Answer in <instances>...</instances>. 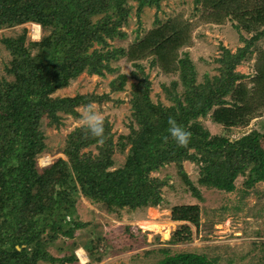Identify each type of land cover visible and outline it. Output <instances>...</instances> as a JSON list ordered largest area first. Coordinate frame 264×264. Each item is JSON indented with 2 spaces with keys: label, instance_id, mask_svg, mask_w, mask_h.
<instances>
[{
  "label": "trees",
  "instance_id": "1",
  "mask_svg": "<svg viewBox=\"0 0 264 264\" xmlns=\"http://www.w3.org/2000/svg\"><path fill=\"white\" fill-rule=\"evenodd\" d=\"M139 17L143 7L158 8L162 0H0V29L25 23L39 24L49 30L38 41H26V30L1 42L12 59L8 81L0 78V264L76 263L78 246L75 230L88 223L75 218L78 196L96 203L106 212L120 209L159 206L167 177L150 174L173 164L191 195L201 199L200 188L233 192L237 177H244L243 196L264 181V125L230 140L226 133L248 125L264 113V48L256 42L264 38V0H192L204 23L229 21L240 35L241 46L230 51L219 45L217 75L196 81L194 64L186 51L192 22L177 15L155 27L126 48L112 47L110 41L122 40L123 27L132 5ZM254 55L253 74L236 67ZM125 57L133 70L118 73L110 80L108 93L52 96L81 73L104 77L116 72L111 62ZM163 74H175L176 80L162 84L168 105L153 102L149 96L151 80L142 61ZM130 85L132 123L129 132L112 139L110 126L103 123L102 137H94L82 126L66 136L61 153L49 165L37 168L36 159L45 148L40 130L47 124L61 126V115L78 118L77 107L102 105L113 101L111 94ZM178 87L181 90L178 91ZM171 117L191 133L185 145H178L168 134ZM208 117L220 125L221 133L211 134L201 122ZM135 123L136 127L132 126ZM94 145L97 153L82 152ZM126 151L124 164L113 167V153ZM197 167L194 184L183 163ZM170 219L185 222L176 229L170 243L191 240V228H200L197 204L174 205ZM71 239L69 255L54 257L48 247L59 237ZM99 238L81 245L87 254L100 261ZM264 264V242L258 243ZM163 257L155 264H213L215 257L194 252Z\"/></svg>",
  "mask_w": 264,
  "mask_h": 264
},
{
  "label": "rangeland",
  "instance_id": "2",
  "mask_svg": "<svg viewBox=\"0 0 264 264\" xmlns=\"http://www.w3.org/2000/svg\"><path fill=\"white\" fill-rule=\"evenodd\" d=\"M132 5L127 24L123 27L127 34L126 38L110 41L112 47L126 48L137 38L142 37L149 30L155 27V20L162 23L167 19L182 15L189 19L190 27L189 46L182 50L188 53L196 71V81L201 82L205 75L212 77L217 75L218 64L215 59L219 56V45H223L230 51L241 46L240 35L246 38L245 33H239L227 20L222 24L204 23L200 18V12L195 9L192 0H162L158 8L143 7L139 17L135 14V3ZM30 23L3 27L0 29V78L12 80L6 68L9 67L12 56L1 42L4 37H16L26 30V41H34L30 36ZM49 30L40 28L39 38L48 34ZM257 46L264 48V38L256 42ZM254 55L241 65L236 71L247 75L246 82L253 74L252 64ZM116 72L106 74L104 77L88 75L85 72L71 80L68 86L56 90L52 96H75L76 94L108 93L109 82L118 73L129 75L133 70L131 64L125 57L111 62ZM145 72L151 80V91L149 93L153 102H161L168 105L162 91V84L168 85L171 80H176L175 74H163L158 67L149 68L147 61H142ZM132 79L128 77L124 89L110 95L113 101L102 105L92 106L103 116V123L106 121L110 126V132L115 144L120 136L129 132V124L132 123L130 107V85ZM181 90L178 87V91ZM83 107H77L80 115ZM61 115V126L54 127L47 124L44 118L40 130L44 136L45 150L36 159L37 168H41L42 161L52 163L57 158L65 159L61 153L65 146L66 136L76 127L82 126L80 116L72 118ZM201 122L211 134L222 132L220 125L213 124L208 117L201 119ZM264 125V113L261 117H254L248 125L231 128L226 135L230 140L238 139L251 130L262 131ZM132 126L136 127L133 123ZM118 145L113 153V167H121L126 158V151H119ZM90 151L93 155L97 153L94 145L83 149L82 152ZM183 167L189 179L196 184L197 167L193 163L184 162ZM152 177H167V185L162 188L163 201L159 206L137 208L134 210L120 209L116 212H106L96 203L90 202L82 196H78L74 205L75 218L87 222L85 228L75 230L74 240L78 246L73 250L78 256L76 263L71 264H155L162 259L161 250L168 249L170 255L179 252H194L205 254L208 257H215L213 264H262L259 257L261 250L258 243L264 242V181L256 183L248 194H241L244 177L239 176L235 180L233 192H222L215 189L200 188L201 199L193 197L187 186L177 174L173 164L166 165L150 174ZM197 204L200 208V228L197 231L191 228V240L188 242L170 243L172 233L185 222H176L170 219V208L174 205ZM99 238L97 251L101 257L100 261H94L84 248L83 243L88 240ZM71 239L59 236L48 252L54 257L69 255L67 245ZM81 248L83 251L79 250ZM79 252L82 255L79 257ZM38 264H59L39 262ZM69 264V263H65Z\"/></svg>",
  "mask_w": 264,
  "mask_h": 264
},
{
  "label": "clouds",
  "instance_id": "3",
  "mask_svg": "<svg viewBox=\"0 0 264 264\" xmlns=\"http://www.w3.org/2000/svg\"><path fill=\"white\" fill-rule=\"evenodd\" d=\"M30 24L39 26V24H35V23H30ZM80 121L89 134H91L94 137H102L104 131L103 116L91 104H87L83 106V109L80 113ZM167 132L178 145L187 144L191 136V133L188 130H186L183 126L178 124L171 117H169L168 119ZM79 250L83 251L81 248H79ZM78 254H80L79 255L80 257L82 255V252H79ZM76 258L78 259L77 255Z\"/></svg>",
  "mask_w": 264,
  "mask_h": 264
},
{
  "label": "built area",
  "instance_id": "4",
  "mask_svg": "<svg viewBox=\"0 0 264 264\" xmlns=\"http://www.w3.org/2000/svg\"><path fill=\"white\" fill-rule=\"evenodd\" d=\"M39 34H40V28L38 25H34L32 24L31 25V28H30V36H31V39L32 40H36L39 38ZM46 160L42 161V165L40 167H45L47 165L50 164V162H47L45 163Z\"/></svg>",
  "mask_w": 264,
  "mask_h": 264
}]
</instances>
